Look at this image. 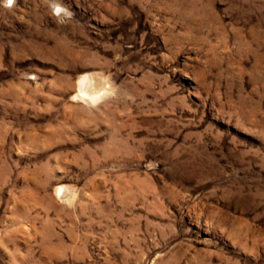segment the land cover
<instances>
[{
    "label": "rangeland",
    "instance_id": "rangeland-1",
    "mask_svg": "<svg viewBox=\"0 0 264 264\" xmlns=\"http://www.w3.org/2000/svg\"><path fill=\"white\" fill-rule=\"evenodd\" d=\"M0 264H264V0H0Z\"/></svg>",
    "mask_w": 264,
    "mask_h": 264
},
{
    "label": "bare ground",
    "instance_id": "bare-ground-1",
    "mask_svg": "<svg viewBox=\"0 0 264 264\" xmlns=\"http://www.w3.org/2000/svg\"><path fill=\"white\" fill-rule=\"evenodd\" d=\"M92 80H93L92 75L90 74L89 75L85 74L80 77V80H79L80 90L77 94L78 96L85 98V99L89 98V99L94 100L100 95L99 91L93 90L94 83L91 82Z\"/></svg>",
    "mask_w": 264,
    "mask_h": 264
},
{
    "label": "snow or ice",
    "instance_id": "snow-or-ice-1",
    "mask_svg": "<svg viewBox=\"0 0 264 264\" xmlns=\"http://www.w3.org/2000/svg\"><path fill=\"white\" fill-rule=\"evenodd\" d=\"M8 3L11 4L12 3V0H8Z\"/></svg>",
    "mask_w": 264,
    "mask_h": 264
}]
</instances>
